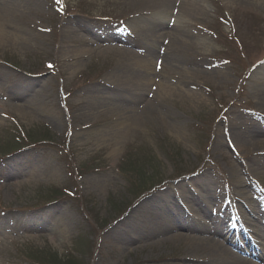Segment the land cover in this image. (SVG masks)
Here are the masks:
<instances>
[{"label":"rangeland","instance_id":"obj_1","mask_svg":"<svg viewBox=\"0 0 264 264\" xmlns=\"http://www.w3.org/2000/svg\"><path fill=\"white\" fill-rule=\"evenodd\" d=\"M0 1V264L201 263L187 238L145 245L159 229L133 224L153 217L152 198L174 224L221 221L216 240L264 264L249 255L254 242L264 255L253 211L264 204L263 0L166 12L133 0ZM159 18L180 40L162 36L148 57L144 30ZM69 22L92 28L77 35L89 45L63 40ZM116 45L139 49L127 61L150 74L137 101L105 79L127 63Z\"/></svg>","mask_w":264,"mask_h":264},{"label":"bare ground","instance_id":"obj_2","mask_svg":"<svg viewBox=\"0 0 264 264\" xmlns=\"http://www.w3.org/2000/svg\"><path fill=\"white\" fill-rule=\"evenodd\" d=\"M5 1V0H4ZM136 2V4L138 6H141V8L146 9V8H150V7H154V8H159L161 9L163 12L168 11V7L170 6H175V5H179L180 9H184V10H193L194 8V4L190 3L189 0H133ZM242 1H247V0H242ZM264 1V0H263ZM7 7V4L5 5ZM3 4L2 1H0V9L1 7L6 8ZM2 8V9H3ZM173 10V8L171 9ZM170 10V11H171ZM182 13L178 14L179 18H181V16L183 15V10H180ZM162 19H165L162 17ZM161 18H159V20H155L154 26H150L149 28H146L144 30V35H145V40H148V44L150 45V47L147 49V56L148 57H152L154 56L157 51L155 46L153 45H157L158 42L160 41V38L162 36H171L172 39V43L178 42V40H180V38L178 37V35L173 34L172 30H169L167 28V25H165L164 22H162ZM170 20V19H169ZM168 20V21H169ZM69 22L68 25H65L62 27L63 31H64V37L63 40L65 41H69L70 44L72 45H76V44H81V43H85L87 45H89V43L83 38V35L81 36H77L78 32L81 33H85V34H90V36H92L91 31L93 32L91 27H84L82 25V23L77 22L76 26H72V24ZM1 32V31H0ZM100 36V35H98ZM103 38L108 39V36H100ZM0 40H1V34H0ZM121 41V45L124 44H131L130 41H126V39L120 38L119 36L115 39ZM121 45H116L114 47L120 49L118 50L121 53V61L127 63H124V67L122 69H118L117 67H114L111 70V73L108 74V76L105 78L107 81H111L113 84V93H115V95L122 99H127L129 100L131 98V100L134 102L135 100L137 101L139 98L143 97L144 95V91L147 88L149 82H150V74L145 70L142 69L140 66H130V63L127 61L128 58L130 57H135L134 55H138L139 49L134 50H130L128 48H124ZM153 47V48H151ZM87 50L84 51H80L74 55H72L71 57L68 58L67 61H77L79 60L83 54H86ZM126 64V65H125ZM121 65H119L120 67ZM126 108V106H124ZM116 109L119 110H123L122 112H126V110L121 107V106H117L115 107ZM262 131H260L259 127H254V130L249 131V133H252V135H261ZM246 134V133H245ZM233 136L234 137H241V133L238 132L236 133V131L233 132ZM243 137V136H242ZM254 137V136H253ZM8 167V166H7ZM8 169H10L8 167ZM7 177H10L12 175V170L7 171ZM205 184L203 182L202 179L196 181V185H202ZM182 187L185 186V184H181ZM190 194H193L190 192ZM189 199H191L190 197H188ZM152 200V204L151 207L154 205V201L156 200L157 204H161V200H163V198H160V201L158 202V199H151ZM191 202H193L194 206H196V211L198 213H202V212H206L205 208H203L199 201H197L196 199H191ZM166 203V202H165ZM162 205H165L164 203ZM161 205V210H163L164 206L162 207ZM149 208L147 209L145 212L149 215L152 212H154V215H152V218H147V219H141L138 222H135L133 224V227L138 228V229H142L143 230H149L150 228L153 226L155 229H159L158 231H152L154 233H151L150 239L147 240V244H149L150 246H154V245H158L160 243H173L175 241H179L182 239H188L191 242H193V251H191V249H189V252H195V251H199L202 254H205V256L202 257V255L199 258L202 262L198 263V262H188L187 264H220V263H215L217 262V258L225 256L226 258H229L230 261H225L223 263L225 264H253L252 262H249L248 259L245 258H239L236 257L234 255H232L230 253V250L227 246L221 244L219 241L216 240V237L218 235H220V226H221V221L216 220V219H210L212 221L211 228H207V226H204V228H200L197 229L196 227H187L184 226L182 223H177L174 224L173 222L169 221L168 219L164 218L162 215L161 210H157V206L156 208ZM257 211H255L253 209V211L258 215L263 217L264 216V204L261 205L259 203H257V207L255 208ZM164 218L166 221L165 225L161 222V219ZM264 220V219H263ZM151 224V226H150ZM174 225V226H172ZM144 226V227H143ZM262 230L264 232V222L262 223ZM30 227V226H29ZM144 228V229H143ZM176 228L178 229H182L185 230L187 229L188 231H190L192 233V235L188 236L186 234H182L178 232V229L176 230ZM156 232V233H155ZM123 235L119 236V239H122ZM258 238H260V246H262V250L264 249V234H260L258 235ZM138 239V240H137ZM135 239L136 242H139L140 238ZM151 242V243H148ZM126 244H128V241H125ZM229 244H233L235 243L234 241H229ZM139 244V243H138ZM144 245V246H145ZM139 246V245H138ZM261 250V248H260ZM257 256L261 257L262 260L264 259V255L261 254L260 252H257ZM231 257V258H230ZM214 258V261H213ZM188 260L192 259V258H186ZM195 258H193L194 260ZM259 259V258H258ZM261 260V261H262ZM196 261V260H194ZM264 261V260H263ZM186 264V263H185Z\"/></svg>","mask_w":264,"mask_h":264},{"label":"snow or ice","instance_id":"obj_3","mask_svg":"<svg viewBox=\"0 0 264 264\" xmlns=\"http://www.w3.org/2000/svg\"><path fill=\"white\" fill-rule=\"evenodd\" d=\"M57 2L59 3V2H60V0H57Z\"/></svg>","mask_w":264,"mask_h":264}]
</instances>
